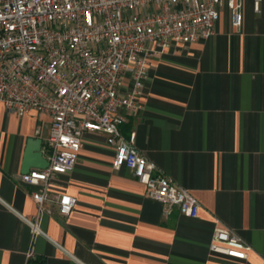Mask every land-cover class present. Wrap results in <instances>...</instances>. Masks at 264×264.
Listing matches in <instances>:
<instances>
[{
    "label": "crops",
    "instance_id": "1",
    "mask_svg": "<svg viewBox=\"0 0 264 264\" xmlns=\"http://www.w3.org/2000/svg\"><path fill=\"white\" fill-rule=\"evenodd\" d=\"M136 112L121 109L120 133L155 165V174L188 189L200 207L194 218L146 194L125 167L113 169L105 134L87 131L73 168L55 176L33 234L37 213L22 181L31 138L48 160L50 117L8 113L0 102V264H264V0H244L242 25L221 9L205 40L171 44L153 57ZM32 169H41L31 167ZM77 199L61 216L56 196ZM215 226L250 247L245 259L209 250Z\"/></svg>",
    "mask_w": 264,
    "mask_h": 264
},
{
    "label": "built area",
    "instance_id": "2",
    "mask_svg": "<svg viewBox=\"0 0 264 264\" xmlns=\"http://www.w3.org/2000/svg\"><path fill=\"white\" fill-rule=\"evenodd\" d=\"M244 0H0V102L8 113L30 110L50 117L48 165L22 174L39 185L31 197L37 213L28 220L33 234L47 211L48 190L55 176L76 163L83 134H105L114 148L113 169L127 168L145 185L146 194L194 218L200 204L191 192L155 165L119 130L121 109L143 107L150 60L171 44L205 40L215 32L221 9L233 28L242 25ZM260 0H253L258 10ZM57 211L67 216L75 196H56ZM209 250L245 259L251 247L225 226H215ZM32 253H29V257Z\"/></svg>",
    "mask_w": 264,
    "mask_h": 264
},
{
    "label": "water",
    "instance_id": "3",
    "mask_svg": "<svg viewBox=\"0 0 264 264\" xmlns=\"http://www.w3.org/2000/svg\"><path fill=\"white\" fill-rule=\"evenodd\" d=\"M42 140L39 138H31L27 142L23 156V169L29 171L31 167L45 168L48 160L42 156L41 152Z\"/></svg>",
    "mask_w": 264,
    "mask_h": 264
},
{
    "label": "trees",
    "instance_id": "4",
    "mask_svg": "<svg viewBox=\"0 0 264 264\" xmlns=\"http://www.w3.org/2000/svg\"><path fill=\"white\" fill-rule=\"evenodd\" d=\"M26 264H45V259L40 256L32 255L28 258Z\"/></svg>",
    "mask_w": 264,
    "mask_h": 264
}]
</instances>
